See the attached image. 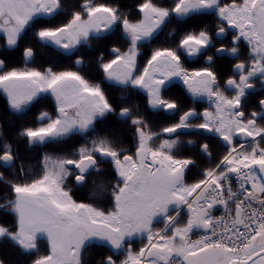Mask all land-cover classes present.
I'll return each mask as SVG.
<instances>
[{
    "label": "snow or ice",
    "instance_id": "6c2138e0",
    "mask_svg": "<svg viewBox=\"0 0 264 264\" xmlns=\"http://www.w3.org/2000/svg\"><path fill=\"white\" fill-rule=\"evenodd\" d=\"M0 94L15 264H264V0H0Z\"/></svg>",
    "mask_w": 264,
    "mask_h": 264
},
{
    "label": "trees",
    "instance_id": "16d2710c",
    "mask_svg": "<svg viewBox=\"0 0 264 264\" xmlns=\"http://www.w3.org/2000/svg\"><path fill=\"white\" fill-rule=\"evenodd\" d=\"M41 54V51L38 53V56ZM55 58H51L50 61L55 60ZM37 63H38V59H37ZM116 95H119V93H116ZM15 121L14 117H10L8 115L5 114L4 112V97L2 94H0V124L4 125V129L7 133L14 135V128H10L9 127V121ZM29 121H31V117H29ZM18 123V122H17ZM74 143V141H69L68 144H72ZM65 147H67V145H65ZM21 148H22V152H24L23 150V143L21 142ZM23 158L25 159V163H32L34 161H32L30 159V154L28 153H24ZM87 190H79L76 192V196L77 198H82L86 195ZM0 259H5L6 261L9 262V264H15V262L19 259V257L17 256L15 249L13 247H11L8 244H0Z\"/></svg>",
    "mask_w": 264,
    "mask_h": 264
},
{
    "label": "flooded vegetation",
    "instance_id": "af4514ba",
    "mask_svg": "<svg viewBox=\"0 0 264 264\" xmlns=\"http://www.w3.org/2000/svg\"><path fill=\"white\" fill-rule=\"evenodd\" d=\"M129 2H131V0H129ZM52 57L53 58L56 57V54L54 51L41 50V54L38 56V63L50 62Z\"/></svg>",
    "mask_w": 264,
    "mask_h": 264
}]
</instances>
